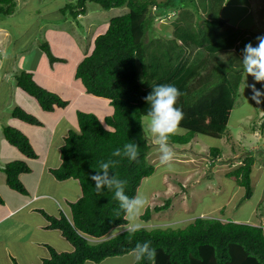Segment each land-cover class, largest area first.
Here are the masks:
<instances>
[{
	"label": "trees",
	"instance_id": "16d2710c",
	"mask_svg": "<svg viewBox=\"0 0 264 264\" xmlns=\"http://www.w3.org/2000/svg\"><path fill=\"white\" fill-rule=\"evenodd\" d=\"M192 1L76 0L60 8L61 20L71 18L81 32L86 30L81 17L87 14L89 3H96L104 10L125 6L128 11L107 22L103 31L93 37L90 51L75 67L74 79L87 94L109 101L113 114L102 122L95 114L78 111L79 130H69L63 137L61 164L48 171L57 181H76L80 196L65 202L70 218L63 210L58 211V216L37 211L48 222L45 228L59 231L72 250L58 252L47 245L50 255L41 264H100L109 258L133 255L137 242L146 240L157 251L155 264H264L262 226L197 217L186 227L143 226L141 231L131 233L126 231L130 223L128 216L114 193L107 189L98 193L90 180L91 175L101 170L102 161H119L111 171L127 181L126 195L132 197L152 175L154 166L148 160L150 145L142 118L149 110L144 98L159 84H173L182 93L177 106L184 113L180 125L183 132L170 136L169 142L186 145L196 135L220 139L226 133L243 77L247 75L241 63L242 50L249 42L255 45V38L264 32H254L244 27L246 23L238 26L224 19L221 9L226 0H194V5L200 2L197 6L191 5ZM16 5V0H0V14H12ZM189 6L196 12H189ZM199 8L205 10L204 17ZM176 10L180 12L171 37L155 38L154 33L146 36L157 16H167ZM39 49L50 68L68 62L65 57L54 55L48 43H41ZM223 54L231 57L217 64L212 62ZM15 85L49 113L65 110L71 103L38 83L31 71L16 74ZM256 88L264 93V82L256 83ZM12 119L42 126L41 121L20 107L13 109ZM3 133L20 157L6 163L1 170L9 188L27 194L20 177L31 172L28 160L38 158V154L17 126H4ZM126 143L139 146L138 161L112 155L117 148L123 154ZM211 153L216 156L221 150L212 147ZM254 162V156L248 155L228 173V177H235L236 183L244 188V200L253 195ZM170 203L168 199L162 206L147 207L139 220L148 223L153 211L166 210ZM133 264L149 262L135 260Z\"/></svg>",
	"mask_w": 264,
	"mask_h": 264
},
{
	"label": "rangeland",
	"instance_id": "374dc122",
	"mask_svg": "<svg viewBox=\"0 0 264 264\" xmlns=\"http://www.w3.org/2000/svg\"><path fill=\"white\" fill-rule=\"evenodd\" d=\"M68 1L73 3L76 0H16L17 5L12 14H0V123L11 122L12 118H8V113L11 114L17 106L27 110L29 114H34L37 119L40 118L44 122L48 116H51L48 115L49 112L39 109L35 101L20 90L17 91L14 88L15 91H11V83L15 81L13 77L18 69L17 74L21 71L35 72V79L43 86L65 99H71L67 117L64 119V126L61 125L59 132L57 130L54 135V150L49 151V159H51L49 165H56L57 162L61 161L60 147L59 150L56 148L59 142V134L65 133L66 135L69 130H79L78 111L95 114L102 122L105 117L113 114V106L109 101L96 99L85 93L78 96L82 88L80 82L73 78V73L77 62L82 58V48L86 52L93 37L103 31L111 18L123 15L128 11L125 6L104 10L96 3H89L87 14L85 17H81V22L85 25L86 30L81 32L71 18L66 22L60 21L63 19L60 8ZM225 2L221 9V16L224 19L230 23H236L238 26L246 23L244 27L254 32H264V0H226ZM192 3L191 5H194V0ZM199 3L198 1L195 2V5H199ZM199 9L202 17H204L205 10ZM187 10L196 12L190 6ZM179 12L180 10H176L169 12L167 16H157L152 23L153 29L150 28L146 36L154 33V37L158 36L162 39L171 37L169 35L174 28ZM93 13L95 17L98 15L97 17L101 19L92 24L90 17L94 16ZM48 24L52 26H48ZM43 42L49 44L54 55L65 57L68 62L50 68L46 58L43 57L42 61L34 66V63L27 66V63L30 62V53L35 49H37V53L39 45ZM230 57L229 54H223L212 62L217 64L219 61H227ZM14 64L17 69H14L15 72L12 69ZM3 70L5 72L11 71V83ZM243 80L244 83L242 82L240 86V94L231 112L227 131L222 138L216 139L196 135L186 145L173 144L168 141L174 152V158L167 162L161 160L162 153L156 137L150 131L149 117L144 116L142 118L147 141L150 145L148 160L153 164L154 172L143 181L137 194H142L147 198L148 203L145 209L162 206L168 199L171 203L166 210L159 213L153 211L148 223L143 224L139 220L140 216L137 218V222L153 228L170 226L181 228L186 227L197 217H209L219 218L223 222L234 221L262 226L264 231V98L259 97V100L251 98L253 92L250 86L254 84L256 88V82L251 75L247 73ZM55 112L57 114L60 111ZM51 114L56 116L54 113ZM65 124H67V129ZM15 126L19 127L20 125L16 123ZM23 128L24 125L21 124V129ZM48 130L43 131L36 128L30 131L26 128V132L34 137L35 144L38 146L37 154L39 157H43L46 148L40 149L37 140L44 143L50 136ZM0 134L3 136L2 130ZM212 147H218L221 153L214 156L211 153ZM5 148L8 149V160L12 161L16 150L8 146ZM248 155L255 158L251 174L253 195L244 200V188L236 183L235 177H228V173L239 166ZM169 165H171V169L168 167ZM29 166L32 164L30 163ZM35 177L36 175L28 174L22 176V180L26 178L27 185L31 186ZM54 179L52 175H45V180L54 181ZM4 181L6 182V180ZM56 182L58 181L56 180ZM66 184L71 186L67 198L70 200L78 199L80 188L78 185H74L78 183L69 180L66 183H58V186L65 188ZM4 186L0 185V191L7 199H10V195L6 194L11 192L4 189ZM10 202L13 204L17 200L10 199ZM47 232H40L39 236L49 238L55 249H61L67 243L58 231L50 230ZM4 244L8 245V243L0 241V264H13V261L14 264H18L14 259L12 262L7 259L3 251ZM29 248L30 250L26 248V252L21 253L20 264H38L41 261V254L36 253L37 249L34 246H29ZM31 258L33 261L30 263ZM133 259H135L134 254H129L121 258L108 259L102 264H131Z\"/></svg>",
	"mask_w": 264,
	"mask_h": 264
},
{
	"label": "crops",
	"instance_id": "0c3cea01",
	"mask_svg": "<svg viewBox=\"0 0 264 264\" xmlns=\"http://www.w3.org/2000/svg\"><path fill=\"white\" fill-rule=\"evenodd\" d=\"M70 2H72V1H70ZM68 3H69V1H68ZM16 4H17V2H16ZM93 15H94L93 17H90V23H92V24L94 22H98L101 19V18L97 17L98 15H96V17H95L94 13H93ZM82 17H84V16H82ZM60 21H63V20H60ZM63 22H66V20H64ZM42 26H44V25H42ZM48 26H52V25L48 24ZM55 26H57V25H55ZM79 41H80V39H79ZM78 47H80V46H78ZM88 47H89V49L86 52L82 48V50H81V53L83 54L82 58L90 51L91 43ZM36 51H37V49H35V51L30 53V55H29L30 62L27 63L28 65L26 64L27 66H30V63H34L33 64V66H34L36 63L42 61V59L44 57L43 53L40 51V49L37 53H36ZM47 64H48V62H47ZM15 66H16L15 64L12 66V69L14 72H15L14 69H16ZM48 66H49V64H48ZM18 70H17V72H19ZM29 70H31V69H29ZM3 72H5V71L3 70ZM17 72H15V73L17 74ZM5 73L7 74V79H10V83H11V78H10L12 76L11 71H8ZM15 75L13 78H15ZM13 78H12V80H13ZM73 78H74V73H73ZM13 83H15V81H12V83H11V91H13L14 88L17 91H19V89L16 87L15 84L13 85ZM38 83H40V82H38ZM81 88H82V90L79 91L80 93H78V96L82 95V93L87 94L84 91L82 86H81ZM87 95H89V94H87ZM90 96L94 97L92 95H90ZM30 98H32V97H30ZM94 98L100 99L97 97H94ZM32 100H34V99L32 98ZM69 100H71V99H69ZM35 103L37 104L36 101H35ZM70 105H71V103L69 104L68 108H66L65 110H57V111H60L57 114H56V112H53L54 114H56L55 117L52 116V114H51L52 112L48 113V115H51V116H48L46 118V122L42 121L39 118L38 120L41 121L42 126L25 124V123H21L19 121L16 122L13 119L9 123H5V124L0 123V131L3 130V127L5 125H8V124H15L16 125V123H19L20 126L18 128L21 131H23L25 133V135L29 138V141L32 144L33 148L35 147L34 150L36 149V153L38 152L37 151L38 146L35 144L34 137H32L31 135H29L26 132V128L30 131H32L33 129H36V128H39V129L45 131V130H48V128H49L48 132L50 135L44 143H40L36 138L37 142L39 143V148L40 149L46 148V151L44 152L43 157L38 156V158H36V159L28 160V164H30V163L32 164V166H30L31 172L27 173V174H22L20 177L21 181L23 182L28 193L27 194H21L15 190H12L11 188H9V186H7L6 182L4 181V180H6V177H5V174L2 172L1 169L6 163L10 162L7 158L8 149L5 147L8 146L13 150H16V149L14 147H11L6 142L4 134H3V136L0 134V185H5L4 189H7L8 191L11 192V193L6 194V195H10V199L17 200L16 203L12 204L10 202V199H7V197L4 194H2L0 191V193H1L0 197L3 200V203L0 204V241H2V242L4 241V242L8 243V245L4 244L5 248L3 251H4L7 259L11 260V262L14 259L18 264H20L19 262H20V260H22V257L20 258V255H21V253L26 252V248L28 250H30L29 246H34L37 249L36 253L41 254V261L38 264H41L42 260L44 258L49 257L50 254H49V250L47 248V245H50L52 247H53V245L50 243L51 241L49 238H42L41 236H39L40 232L50 231V230H47L45 228L48 225V222L44 218V216L42 214H40L37 210L41 209V210H44L45 212H47L49 214L56 215V216L59 215L58 211L63 210V212H65L66 215L70 218L69 210L66 207V205L64 204V202H66V200H70L67 197L70 194V192H68V191H69L71 186H69L67 184H66L65 188L58 186V183H66L69 180L58 181V182H56L55 179H54V181L53 180H45L46 174L51 175L49 173L48 169L58 167L57 165L60 164V162H61V161L57 162L56 165H54V164L49 165V160H51V159H49V155H50V152H52L51 150H54V148H53V142H54V137H55L54 135L57 132V130L59 132L61 125L64 126V122H65L64 119H65V117H67V114H68L67 111H68ZM39 109H41V108L39 107ZM8 115H9L8 118L10 119L11 118L10 112L8 113ZM32 115H34V114H32ZM36 115H38V114H36ZM21 124L24 125L23 129H21ZM65 128L67 129V124H65ZM64 136H65V133L61 134V135L59 134V137H58L59 142L56 146L57 150H59V147H61L63 145V143H64L63 137ZM40 146H42L43 148H41ZM18 157H20V154L16 150V153L12 157V160H14L15 158H18ZM28 174L36 175V177L33 179V184H31V186L27 185L26 178H25V180L24 179L22 180V176H24V175L26 176ZM1 180H3V181H1ZM74 185H78V184H74ZM65 189H66V191L64 192ZM71 201H74V200H71ZM51 231H56V230H51ZM66 244H64L63 248H61V249L56 248V249H58L57 251L58 252H63L62 250L71 251L72 246L68 242ZM29 253H32V252L29 251ZM109 259H111V258H109ZM32 261H33V258L30 259V263ZM134 261H135V259H133L131 264H133ZM13 264H14V261H13ZM88 264H94V263L88 262ZM100 264H102V263H100Z\"/></svg>",
	"mask_w": 264,
	"mask_h": 264
},
{
	"label": "clouds",
	"instance_id": "9594fccd",
	"mask_svg": "<svg viewBox=\"0 0 264 264\" xmlns=\"http://www.w3.org/2000/svg\"><path fill=\"white\" fill-rule=\"evenodd\" d=\"M255 39L257 41L255 45L249 42L244 46L241 63L248 75H251L256 83H261L264 82V35H259ZM250 87L253 92L252 99L259 100V97L264 95L255 88L254 84ZM181 95V91L175 85L159 84L153 87L152 91L144 98L149 106L147 116L149 117L150 131L156 137L163 162L174 158V152L168 144L169 137L182 131L180 125L184 119V113L182 108L177 106ZM123 149V154L121 149L117 148L112 155L116 157L123 155L130 161H138L139 146L137 144L126 143ZM118 163L119 161L114 160L102 161L100 163L101 170L91 175L90 180L94 182V187L98 193L103 189L114 193V198L119 201L121 209L124 210L130 220L126 231L136 233L143 228V225L137 222V218L145 209L148 201L142 194L132 197L126 195L127 181L119 178L111 171ZM168 167L171 169V165ZM133 252L137 262L147 260L149 264H155L157 251L152 247L151 241L137 242Z\"/></svg>",
	"mask_w": 264,
	"mask_h": 264
}]
</instances>
